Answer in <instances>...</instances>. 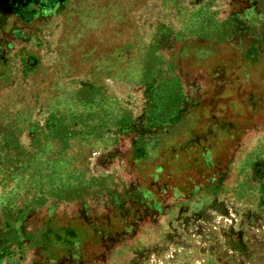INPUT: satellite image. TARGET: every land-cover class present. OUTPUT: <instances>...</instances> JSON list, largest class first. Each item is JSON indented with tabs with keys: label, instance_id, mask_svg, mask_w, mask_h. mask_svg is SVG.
Here are the masks:
<instances>
[{
	"label": "rangeland",
	"instance_id": "1",
	"mask_svg": "<svg viewBox=\"0 0 264 264\" xmlns=\"http://www.w3.org/2000/svg\"><path fill=\"white\" fill-rule=\"evenodd\" d=\"M0 264H264V0H0Z\"/></svg>",
	"mask_w": 264,
	"mask_h": 264
}]
</instances>
